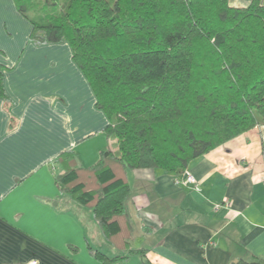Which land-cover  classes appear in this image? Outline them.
I'll return each mask as SVG.
<instances>
[{
  "label": "crops",
  "instance_id": "crops-1",
  "mask_svg": "<svg viewBox=\"0 0 264 264\" xmlns=\"http://www.w3.org/2000/svg\"><path fill=\"white\" fill-rule=\"evenodd\" d=\"M250 1L228 0L234 8ZM31 31L13 0H0V264H101L90 249L102 246L109 258L125 254L105 241L91 209L61 192L55 177L64 170L62 153L73 152L83 166L112 149L115 140L103 133L110 120L96 108L69 44H36ZM186 171L194 184L181 183L183 173L127 171L130 247L145 255L109 264H264V124Z\"/></svg>",
  "mask_w": 264,
  "mask_h": 264
},
{
  "label": "trees",
  "instance_id": "trees-1",
  "mask_svg": "<svg viewBox=\"0 0 264 264\" xmlns=\"http://www.w3.org/2000/svg\"><path fill=\"white\" fill-rule=\"evenodd\" d=\"M36 44H69L113 149L81 166L58 159L59 190L89 207L115 250L131 249L127 171L182 174L194 160L264 124V5L228 0H13ZM58 7V12H54ZM31 14V17H30ZM0 65V98L4 97ZM101 264L125 258L90 249ZM229 264H263L240 259Z\"/></svg>",
  "mask_w": 264,
  "mask_h": 264
},
{
  "label": "built area",
  "instance_id": "built-area-1",
  "mask_svg": "<svg viewBox=\"0 0 264 264\" xmlns=\"http://www.w3.org/2000/svg\"><path fill=\"white\" fill-rule=\"evenodd\" d=\"M261 182L264 185V172H263L262 177H261ZM181 183H183L184 185L194 184L195 178L193 177V175L189 171H184L183 172V179H182Z\"/></svg>",
  "mask_w": 264,
  "mask_h": 264
},
{
  "label": "rangeland",
  "instance_id": "rangeland-1",
  "mask_svg": "<svg viewBox=\"0 0 264 264\" xmlns=\"http://www.w3.org/2000/svg\"><path fill=\"white\" fill-rule=\"evenodd\" d=\"M54 12H58V7H56L55 8V11ZM30 17H31V14H30ZM93 141H96L95 139H93V140H91L90 141V143H93V144H96V143H94ZM110 147H111V144H110ZM112 149L114 148V147H111ZM92 162H94V161H84L83 163H81L83 166H88V165H90V164H92ZM96 246V245H95ZM99 249V251H101L102 252V246H100V247H98Z\"/></svg>",
  "mask_w": 264,
  "mask_h": 264
}]
</instances>
